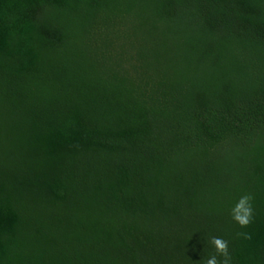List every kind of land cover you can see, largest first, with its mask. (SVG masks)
<instances>
[{"label":"trees","instance_id":"trees-1","mask_svg":"<svg viewBox=\"0 0 264 264\" xmlns=\"http://www.w3.org/2000/svg\"><path fill=\"white\" fill-rule=\"evenodd\" d=\"M211 237L264 264V0H0V264H205Z\"/></svg>","mask_w":264,"mask_h":264},{"label":"clouds","instance_id":"clouds-1","mask_svg":"<svg viewBox=\"0 0 264 264\" xmlns=\"http://www.w3.org/2000/svg\"><path fill=\"white\" fill-rule=\"evenodd\" d=\"M253 197L250 194L242 196L238 203L232 209V219L239 224L241 228L249 226L253 219V208L251 201ZM245 239H250L248 233H238ZM208 243L214 246L215 255L206 259L205 264H231V255L229 253L228 241L219 237H211ZM218 257L220 259H218Z\"/></svg>","mask_w":264,"mask_h":264}]
</instances>
